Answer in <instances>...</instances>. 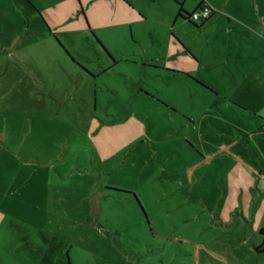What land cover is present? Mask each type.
<instances>
[{
    "label": "rangeland",
    "instance_id": "1",
    "mask_svg": "<svg viewBox=\"0 0 264 264\" xmlns=\"http://www.w3.org/2000/svg\"><path fill=\"white\" fill-rule=\"evenodd\" d=\"M199 2L122 3L94 32L113 72L93 76L104 51L0 0V264H264V73L177 18ZM177 44L196 74L165 69Z\"/></svg>",
    "mask_w": 264,
    "mask_h": 264
},
{
    "label": "crops",
    "instance_id": "2",
    "mask_svg": "<svg viewBox=\"0 0 264 264\" xmlns=\"http://www.w3.org/2000/svg\"><path fill=\"white\" fill-rule=\"evenodd\" d=\"M128 1L130 2V0ZM128 1L52 0L48 3L47 0H32L36 6V15L39 17L38 21H36L39 34L49 37L54 34L58 42H61V45L64 44L72 52L76 43L85 44L86 48H89L92 43L98 53L104 51L106 56L104 60L87 67L89 69L88 72L93 76L109 71L113 72L111 70L113 65L110 53L104 44L99 39L97 40L94 32H97L96 30L103 18H105L108 25H115L117 11L123 9L122 3L129 4ZM202 1L206 0H200L193 10L197 9ZM252 1L254 8L250 6L248 0H224L223 6H220V9L217 10L214 8L217 3L214 0H208L206 2L214 8V13L208 21L198 28L202 30L207 27L211 28V26H214V28L219 26L221 39L226 41L229 38L234 45L233 54H231L234 56L233 59L237 65V71L248 75H259L264 73V13L259 9L261 7H259L258 0ZM261 4H264V0H260ZM186 10L189 11V9ZM34 21L35 19L33 18L28 26L31 27ZM215 37L217 36L215 35ZM177 45V48L171 49L170 56L166 57L167 63H165V66L169 68L165 69L171 72V67L173 66L172 68L175 72L186 70L196 74L197 71L191 63L192 60L195 61L196 59L192 56L188 58L185 48H182L180 44ZM189 48L197 55L191 46ZM69 57L80 65L86 64L84 62L91 58L87 54L78 52L74 55L72 54V56L69 55ZM224 58V55H222L217 64L223 63L225 61ZM221 71L225 73L227 70L222 68Z\"/></svg>",
    "mask_w": 264,
    "mask_h": 264
},
{
    "label": "trees",
    "instance_id": "3",
    "mask_svg": "<svg viewBox=\"0 0 264 264\" xmlns=\"http://www.w3.org/2000/svg\"><path fill=\"white\" fill-rule=\"evenodd\" d=\"M205 3H207V2L206 1H202L201 4L198 6V8L195 9V10L201 9ZM195 10H193L192 12L188 11L180 4V9H179V13H178L177 17L181 16L184 19H188L189 21L193 22L195 24V26L198 28V27H201L206 21H208L211 18V16L213 15V13H214V9H213L212 13L210 14V16L208 18L204 19L201 22H196V21H193L192 18H191V15H192V13ZM260 233H261V236H262V241H261V244L257 246V249H258L259 252H264V225L261 226Z\"/></svg>",
    "mask_w": 264,
    "mask_h": 264
},
{
    "label": "built area",
    "instance_id": "4",
    "mask_svg": "<svg viewBox=\"0 0 264 264\" xmlns=\"http://www.w3.org/2000/svg\"><path fill=\"white\" fill-rule=\"evenodd\" d=\"M213 9L214 8L209 3H205L201 9L195 10L192 13L191 18L193 21L201 22L210 16Z\"/></svg>",
    "mask_w": 264,
    "mask_h": 264
}]
</instances>
